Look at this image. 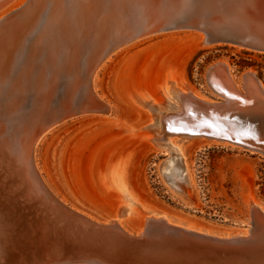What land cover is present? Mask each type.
<instances>
[{
    "label": "bare ground",
    "instance_id": "1",
    "mask_svg": "<svg viewBox=\"0 0 264 264\" xmlns=\"http://www.w3.org/2000/svg\"><path fill=\"white\" fill-rule=\"evenodd\" d=\"M3 1L0 0V175L6 178L9 191L21 189L20 196L27 200L37 198L45 208L53 207L57 198L39 171L38 145L52 129L68 120L89 114L113 117V106L96 91V77L116 52L137 41L175 31L194 33L202 46L231 45L259 52L243 42L213 39L221 29L233 32L255 29V7L261 0H69L72 11L63 14L64 0H11L6 6ZM68 36L72 46L63 53L61 49L64 42L69 43ZM84 37L83 44L88 42V46L82 50L79 45ZM43 38H57L61 48L43 49L38 44ZM209 77L215 86L218 84L225 93L238 99L230 100L231 105L224 112L237 119L227 122V133L237 137L240 132H248L247 127L242 129L241 122L245 117H255V109L243 107L242 98L236 95L252 99L264 96L261 81L251 71L242 73L237 80L227 63L221 61L211 67ZM178 79L171 76L160 82L159 99L139 89L130 92L133 102L151 113L148 122L139 128L150 134L145 135L154 145L164 149L183 150L190 142L189 138L171 137L179 134V130L193 132L204 128L218 134L221 129V124L217 127L213 121L190 111L195 99L211 100ZM22 100H29L30 107L18 106L24 103ZM72 101L78 105L71 108ZM171 157H167L163 169L168 175L171 173L175 189L182 191V186L173 179L180 176L188 181L187 176L174 169L176 161ZM116 167L110 185L118 192L120 202L110 217H102L105 222L102 228L113 225L108 228L120 229L129 236L142 232L150 218L163 216L166 224H170L168 210L135 202L125 173L122 177L120 167ZM57 201L65 204L62 199ZM246 206L256 209L259 216L264 215V206L259 201L249 199ZM120 214L126 217L120 220ZM202 225L205 224L189 222V228L209 229ZM247 230L248 225L226 232L225 237L246 236ZM41 236L48 251L55 240L47 242L44 231ZM2 249L1 246V252Z\"/></svg>",
    "mask_w": 264,
    "mask_h": 264
},
{
    "label": "rangeland",
    "instance_id": "2",
    "mask_svg": "<svg viewBox=\"0 0 264 264\" xmlns=\"http://www.w3.org/2000/svg\"><path fill=\"white\" fill-rule=\"evenodd\" d=\"M175 32L137 41L112 55L97 73L96 91L113 106V117L89 114L60 124L39 143L36 162L62 200L101 218L110 217L120 202L110 185L118 166L135 202L238 229L249 199L264 206V157L229 144H205L198 137L189 138L183 150L158 147L139 128L151 113L134 103L130 92L139 89L159 99L160 82L174 76L202 97L218 98L204 81L206 69L217 61L227 63L236 79L251 71L264 86V53L202 46L194 33ZM170 155L174 169L187 176L188 181L173 179L182 191L163 169Z\"/></svg>",
    "mask_w": 264,
    "mask_h": 264
},
{
    "label": "water",
    "instance_id": "3",
    "mask_svg": "<svg viewBox=\"0 0 264 264\" xmlns=\"http://www.w3.org/2000/svg\"><path fill=\"white\" fill-rule=\"evenodd\" d=\"M10 1L4 0L3 3L6 6ZM31 2L28 4L31 5ZM71 9L69 0H64L62 14ZM70 36L66 37L69 43L64 42L62 46L63 53L68 46H72ZM83 40L85 37L79 45L82 50L88 46V42L83 44ZM213 40L243 42L247 47L264 53V0L255 7V29L235 32L221 29L215 33ZM38 44L45 50L60 47L57 38H43ZM216 63L208 66L204 81L218 98L207 97L210 102L195 99L196 104L190 105L189 109L213 121L217 127L221 124L220 132L214 134L203 128L193 132L179 130L180 133L175 135L198 137L211 142L215 140L264 157V96L252 99L247 95H236L242 98L240 103L243 107H254L255 117H245L241 122L244 125L242 129L247 127L248 132L238 133V138L228 134L227 122H235L237 119L231 114L224 115V112L231 105L230 100L238 99L225 93L218 84L215 86L212 83L209 71ZM60 83H56L57 86ZM22 101L24 103L18 106L23 109L30 107L29 100ZM77 105L75 101L70 103L71 108ZM102 110L106 111L104 108ZM9 189L6 178L0 175V247L3 248L0 251V264H264V215L259 216L258 211L251 206H246L247 214L241 221L242 225H238L243 229L248 225L246 236L225 237L226 232H234L237 228L216 224L202 225L209 229L201 231L189 228V222L195 223L193 218L174 211L166 213L170 224H166V220L161 218L163 216L154 220L150 218L145 221L142 232L128 236L120 229L108 228L113 225L102 228L105 222L95 212L66 202L61 204L57 201L61 198L55 192L57 199L54 200L57 204L45 208L38 203L37 198L27 200L20 196L21 189ZM125 217L126 214H120V220ZM42 231L47 242L55 240L48 251L41 236ZM23 250L24 256L21 257Z\"/></svg>",
    "mask_w": 264,
    "mask_h": 264
}]
</instances>
